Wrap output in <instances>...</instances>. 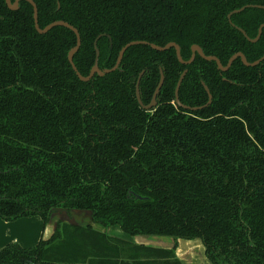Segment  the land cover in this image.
<instances>
[{"label": "trees", "instance_id": "trees-1", "mask_svg": "<svg viewBox=\"0 0 264 264\" xmlns=\"http://www.w3.org/2000/svg\"><path fill=\"white\" fill-rule=\"evenodd\" d=\"M33 1L40 28L78 30L83 76L113 67L130 41L175 42L183 60L197 44L222 65L264 54V0ZM75 43L65 26L37 32L28 1L11 10L0 0V218L91 213L85 224L57 220L34 246L5 245L0 264H184L176 244L97 225L199 238L210 264H264V59L221 71L198 54L182 64L174 48L135 44L118 68L82 81L67 57ZM140 74L144 105L163 75L150 110L136 98Z\"/></svg>", "mask_w": 264, "mask_h": 264}, {"label": "water", "instance_id": "water-1", "mask_svg": "<svg viewBox=\"0 0 264 264\" xmlns=\"http://www.w3.org/2000/svg\"><path fill=\"white\" fill-rule=\"evenodd\" d=\"M19 1H20V0H14L13 2H11V0H5L7 6H8L11 10H16V9L18 8ZM26 1H28V2L31 4V6H32V9H33V21H34V27H35V29L37 30V32L42 33V34H43V33H46L47 31H49V30H50L52 27H54V26H65V27L69 28L70 30H72V31L74 32V34H75V36H76V43H75V45H74V46L68 51L67 57H68L69 63L71 64L72 69H73L74 72L76 73L77 77H78L80 80H82V81H88V80H90L94 74H97V75L102 76V75H104L105 73L111 72V71L115 70L116 68H118V66H119V64H120V61H121V59H122V57H123V54H124V52L126 51V49H127L128 47H130L131 45H135V44H147V45H149L150 47H152V48H154V49H157V50H160V51H162V50H167V49H169V48H174V49H175V53H176V57H177L178 61H179L180 63H182V64H190L191 62H193V60H194L196 54H198L200 57L204 58L205 60H211V61H214V62L216 63V65H217V68H218L219 70H221V71H225V70H227V69L231 66L232 62H233L236 58H240L241 62H242L244 65H246V66H255V65H257L259 62H261V60L264 59V54H263L260 58L254 60V61H252V62H249V61L246 60V58H245V56H244V54H243L242 52H236L235 54H233V55L228 59V61H227V63H226L225 65H222L221 62H220V60H219L216 56H213V55H205V54L202 52V50H201V48H200L199 45H197V44H193V45L191 46V56H190V58L187 59V60H183L182 57H181V54H180V48H179V45H178L177 43H175V42H168V43L165 44L164 46H158V45H155V44H153V43L146 42V41H130V42L126 43L125 45H123V46L121 47V49L119 50V52H118V56H117V59H116V62H115V64H114L113 67L108 68V69H103V70H101V69L97 66V64L95 63V64L91 67V69H90V71H89V74L86 75V76H83V75H81V74L79 73V71L77 70L75 64L73 63V54L78 50V48H79V46H80V43H81L80 35H79L78 30H77L73 25H71V24H69L68 22L63 21V20H55V21H52V22L48 23L47 25H45L43 28H40L39 25H38V11H37L36 3H35L33 0H26ZM241 9H242V8H240V9H238V10H235V11H239V10H241ZM228 17H230V14H228ZM261 28H262V26L259 28L258 33H257V35H256L255 38H252V39H251V38H249V37L246 36L247 39H249L250 41H253V42H255L256 40H258V38H259V36H260V33H261ZM242 33L245 35V33H244L243 31H242ZM185 73H186V70H184V71L181 73V75H180V77H179V79H178V82H177V84H176V87H175V92H174V93H175V101H176L177 104H179V105H181V104L179 103V100H178V89H179L180 83H181V81H182V79H183ZM140 77H141V74H140V76H139V79H140ZM139 79L137 80V83H136V86H135V94H136V98H137V101H138V103L140 104V106H142L144 109L149 110V109L153 108L154 106H156V96H157V94H158V92H159V90H160V88H161V86H162V83H163V76L161 75V77H160V81H159L158 85L156 86V88H155V90H154V92H153V95H152L151 101H150L148 104H146V105H144V104L142 103L141 98H140V93H139ZM205 90L208 91V89H207L206 86H205ZM210 101H211V96L209 95V99H208V102H207V103H209ZM181 106H183V105H181ZM184 107H185V106H184ZM193 109H196V107H194ZM61 212H62V213L65 215V217H66V218L61 219L62 221H67V222L74 223V224H85L86 222L89 221V219H90V214H91L89 211H81V210H74V211H72V212L76 213L77 215H78L79 213H80V214H81V213H85L84 215H89V219H88V221H86L85 223H82V222L79 223V222H77L75 219H73L72 217H70V216L68 215L67 212H65V211H61ZM70 213H71V212H70ZM54 214H55V213H53V214L51 215V217H53ZM161 237H162V236H154V235H137V236H135L134 240H135V242L138 243V244H144V245H147V244H153V245H158V246H162V247H169V248L173 247V246L176 244V246H175V254L177 255V257H178L180 260H182L183 263H184L183 258L179 257V255H178L177 252L183 250V251L187 252V254H188V251H191L195 246H197L198 243H201V244H202V242H201V240H200L199 238H194V239H183V238H178V239L174 240L173 242H169V243H171V246H164V245H160V242H162V240H163V239H161ZM191 240H194V242H191ZM202 246H203L204 257L206 258V255H205V247H204L203 244H202ZM189 254H190V253H189ZM206 259H207V258H206ZM207 262H208V264H210L208 260H207ZM184 264H185V263H184Z\"/></svg>", "mask_w": 264, "mask_h": 264}, {"label": "crops", "instance_id": "crops-1", "mask_svg": "<svg viewBox=\"0 0 264 264\" xmlns=\"http://www.w3.org/2000/svg\"><path fill=\"white\" fill-rule=\"evenodd\" d=\"M58 219L60 218L51 217L44 224L39 216L21 217L11 221L0 218V249L9 243H17L23 247L34 246L39 239H46L53 233Z\"/></svg>", "mask_w": 264, "mask_h": 264}, {"label": "rangeland", "instance_id": "rangeland-1", "mask_svg": "<svg viewBox=\"0 0 264 264\" xmlns=\"http://www.w3.org/2000/svg\"><path fill=\"white\" fill-rule=\"evenodd\" d=\"M71 214L72 213H68L70 217H72L73 215ZM84 214L85 213H81V214L79 213L78 215H73L72 218L75 219L79 223L81 222L85 223L86 221H88L89 215H84ZM53 217L60 218V219L66 218L62 212H59V213L55 212ZM88 222H91V219H89ZM97 226L102 227L105 230V232H107L109 235L118 236V237L128 239V240H133L135 238V237H131L127 235L126 233H124L118 225L108 226V227H103L101 225H97ZM161 239L163 240L162 242H160V245H164V246H171V243L169 242L174 241L172 237H161ZM191 242H194V240H191ZM177 253L179 257L183 258V261L185 264H208L207 259L204 257L203 246L201 243H198L197 246H195L191 251H188V254L187 252L183 250Z\"/></svg>", "mask_w": 264, "mask_h": 264}, {"label": "flooded vegetation", "instance_id": "flooded-vegetation-1", "mask_svg": "<svg viewBox=\"0 0 264 264\" xmlns=\"http://www.w3.org/2000/svg\"><path fill=\"white\" fill-rule=\"evenodd\" d=\"M162 75V74H161ZM163 76V75H162ZM161 77V76H160ZM139 79V78H138ZM139 81H140V79H139ZM160 81V80H159ZM137 83V82H136ZM176 102V101H175ZM177 103V102H176ZM156 104H157V101H156ZM152 109V108H151ZM147 110V109H146ZM150 110V109H149ZM57 213H59V212H61V210H57L56 211Z\"/></svg>", "mask_w": 264, "mask_h": 264}]
</instances>
